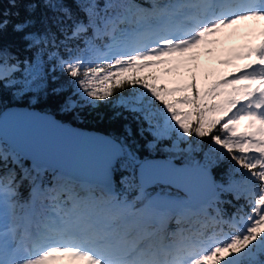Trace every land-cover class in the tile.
I'll return each mask as SVG.
<instances>
[{"label":"snow or ice","instance_id":"snow-or-ice-1","mask_svg":"<svg viewBox=\"0 0 264 264\" xmlns=\"http://www.w3.org/2000/svg\"><path fill=\"white\" fill-rule=\"evenodd\" d=\"M17 2H24L29 14L42 5L55 15L41 18L43 32L26 31L35 23L31 18L13 25L24 33L26 50L36 51L31 61H20L0 48V110L4 92L14 85L21 87L12 92L13 99L26 92L37 94L34 102L41 93L46 98L50 73L59 71L71 83L51 92L72 88L61 112L79 118L85 108L109 103L133 114L140 136L151 134L149 149L174 136L169 151L192 152L199 145L188 138H208L211 152L234 162L230 171L242 176L245 187L214 185L208 178L213 161L206 154L198 166L212 190L205 207L193 211L181 201L153 197L145 191L143 171L136 176L137 153L121 136L106 140L110 155L98 184L101 195L82 196L63 174L55 176L52 187H43L37 182L40 166L24 168L22 154L0 142V163L7 166L11 160L20 166L21 180L32 182L31 199L20 203L15 174L0 178V264H264V24L248 23L264 22V0H151L147 8L132 0H105L102 8L97 0H73L86 20L77 19L65 0H10L13 6ZM8 23L0 13V33ZM89 29L91 37L85 35ZM104 37L110 43L101 49L96 41ZM82 38L83 49L71 46ZM232 40L242 42L217 47ZM61 48L67 57L60 55ZM202 57L219 69L202 65ZM21 64L24 77L14 79ZM126 88L132 89L128 95ZM121 117L127 120L123 112H114V119ZM124 132L131 136V126L124 125ZM181 143L188 147L181 149ZM117 166L132 169L122 183L140 189L137 201L113 190ZM216 188L243 196L249 211L224 220L217 208L210 216L207 208L219 200ZM172 219L177 227L170 231ZM224 224L233 231L216 230Z\"/></svg>","mask_w":264,"mask_h":264},{"label":"trees","instance_id":"trees-1","mask_svg":"<svg viewBox=\"0 0 264 264\" xmlns=\"http://www.w3.org/2000/svg\"><path fill=\"white\" fill-rule=\"evenodd\" d=\"M113 3H121L124 0H112ZM133 3H136L142 7H150L151 0H132ZM164 2V0H161ZM65 3L71 7L74 15L77 19L86 20L85 14L76 9L73 0H65ZM97 3L103 7L105 0H97ZM26 5L24 2H17L15 6L10 3V0H0V13H3V18L9 21L8 27L0 33V48L6 49L13 57L19 59L20 61L29 60L31 61L33 58V54L35 53V49L31 51L26 50V41L23 39L24 33H18L13 30V25L21 22L25 19L31 18L35 21L34 25H32L26 31H34V32H43L44 25L41 23V18L43 16L52 17L55 15L50 10L43 8L41 5L37 8L35 13L29 14L26 12ZM103 15V13H101ZM69 25L71 22H68ZM49 26H51V21H49ZM121 29H125L128 27L127 24H121L119 26ZM52 31L56 32L57 39H62L63 37L57 31L55 27H52ZM87 37L92 36V30L89 29L88 33L85 34ZM110 43V40L107 37H104L102 40H97L96 45L103 49L105 44ZM79 45L81 49L84 48L83 38L79 41L74 42L71 46L75 47ZM74 55L77 53H73ZM60 55L63 57H67L68 53L64 51L63 48L60 49ZM46 58V57H45ZM54 63V61H53ZM24 65L21 64V71L14 73L13 78L17 80H21L24 77L23 72ZM51 76L58 77L54 82L51 80ZM71 83V79L67 77L66 74H63L59 71L55 73H50L49 76V86L47 90V96L45 98L44 94H39V99L34 102V97H36V93L26 92L22 97L18 99L12 98V92L17 91L21 85H14L11 89H8L4 92L5 105L3 107L6 108L10 105L17 106H27L29 108L38 109L40 112H47L53 114L56 118H58L62 122L69 123L73 126H77L79 128L100 132L111 137H125V142L128 143L132 150L137 153L138 163L145 158L155 157V158H164L170 161H173L177 164H198L203 165L206 161L207 157L210 158L213 163L210 165V172L212 173L215 185H221L224 188L229 187L232 184L235 188L243 189L244 186L242 184V176L239 173H232L230 171V166L234 164V162L225 158L224 160H220L217 156V153L210 151L211 141L208 138H203L202 140H197V138L192 137L188 138L192 141L193 146L196 147L199 145L195 151L187 152V151H169L168 149L172 148V140L171 139H163L157 143L155 149H149L146 147V144L153 139L150 133L145 132L143 137L139 135L138 127L139 125L135 120H133V114L123 111V109H113L109 103L100 104L98 108L88 109L85 108L82 112H80L79 118L75 117L71 113H63L60 111V105L63 103L64 98L68 96L72 92V88L68 87V90L60 93L59 95H55L51 92L53 87H58L60 85H69ZM132 91L131 88H126L124 90V95H128ZM121 95L120 92H117V96ZM113 100L116 97L112 98ZM2 109V110H3ZM0 110V113L1 111ZM121 111L124 116H127V120L121 118H113L114 112ZM159 119V117H156ZM130 125L132 129V135L126 136L124 132V125ZM140 124H143L144 127H147L146 124L141 120ZM0 142L3 143L4 147H6L9 151H12L1 139ZM188 145L186 143H181L180 148L185 149ZM226 155V154H225ZM21 162L24 168L33 169V164L21 157ZM137 163V164H138ZM135 165V173L136 166ZM243 172V170H240ZM9 172H12L16 176V184L18 200L20 203H24L29 200L30 190L32 186V182L28 179L21 180L23 176V172L19 165H14L9 160L7 166L3 163H0V178L7 176ZM32 176H36V171L31 172ZM59 175V173L55 170H45L43 178H42V186L43 187H52L55 181V176ZM132 175L131 168H122L117 166V169L112 173V183L113 190L121 196V198L131 199L132 201H137V197L141 195L140 189L137 187L128 188L125 184L122 183L124 177H128ZM75 182L76 190L80 193V195H86L88 191H92L94 195L100 196L101 192L98 187V183H94L88 186L86 189L82 188V185L77 182L75 179H72ZM138 183V181H137ZM145 191L152 196H156L157 194L167 193L172 194L181 199H187L186 195H184L181 191L172 188L170 185L163 183H155L150 187H146ZM216 192L219 193L218 202L213 203L212 207L207 208V212L210 216L216 215V209H220L221 216L224 220H229L233 214L240 213L246 214L249 211V206H247V201L241 196L240 199L236 198V195L233 191H222L220 188H216ZM211 199L207 200L205 203H201L198 206V209L205 207ZM39 205V201H38ZM140 203L137 202V206ZM202 205V206H201ZM18 213L21 214L20 210ZM195 217H192L185 223V227L188 226V223H191V220H194ZM177 227L176 222L172 221L169 226V230H175ZM220 227L223 228L224 232H232L233 230L227 225L224 224L222 226L217 227V231L220 230ZM212 229L208 230L207 234H211Z\"/></svg>","mask_w":264,"mask_h":264},{"label":"water","instance_id":"water-1","mask_svg":"<svg viewBox=\"0 0 264 264\" xmlns=\"http://www.w3.org/2000/svg\"><path fill=\"white\" fill-rule=\"evenodd\" d=\"M110 137L62 122L51 113L27 106L10 105L0 113V138L7 146L21 153L34 166L55 169L72 176L77 182L99 183L100 178L94 177L95 173L77 175L74 169H93L101 174L110 155V147L106 143ZM140 165L150 167L141 169ZM141 171L147 180L145 187L156 182L169 184L190 196L193 205L205 203L212 197V190L206 185L198 165L176 164L163 158L149 157L137 165L138 178ZM208 178L213 182L210 171Z\"/></svg>","mask_w":264,"mask_h":264},{"label":"rangeland","instance_id":"rangeland-1","mask_svg":"<svg viewBox=\"0 0 264 264\" xmlns=\"http://www.w3.org/2000/svg\"><path fill=\"white\" fill-rule=\"evenodd\" d=\"M249 24H251V25H253V26H259V23H260V21H249L248 22ZM242 41H240V40H232V41H229V42H227V43H225V44H223L222 46H217L218 48L219 47H229V46H232V45H234V44H238V43H241ZM218 54V53H217ZM201 64L202 65H204L205 67H207V68H210V69H219V65L215 62V61H208V60H206L205 58H201ZM173 138V140L175 139V137L173 136L172 137ZM173 140H172V144H173ZM96 155V154H95ZM244 171V170H243ZM74 172L75 173H77V175H85V174H94V173H96V172H94V171H89L88 169H86V168H75L74 169ZM100 176H101V174L98 176L99 178H100ZM244 186V185H243ZM245 187V186H244ZM187 200H188V198H187Z\"/></svg>","mask_w":264,"mask_h":264}]
</instances>
